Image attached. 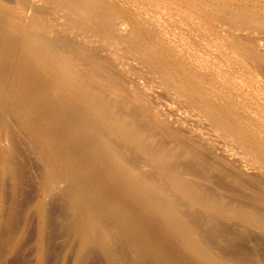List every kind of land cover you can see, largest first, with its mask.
<instances>
[{"label":"bare ground","instance_id":"6f19581e","mask_svg":"<svg viewBox=\"0 0 264 264\" xmlns=\"http://www.w3.org/2000/svg\"><path fill=\"white\" fill-rule=\"evenodd\" d=\"M2 258L264 264V0H0Z\"/></svg>","mask_w":264,"mask_h":264},{"label":"rangeland","instance_id":"374dc122","mask_svg":"<svg viewBox=\"0 0 264 264\" xmlns=\"http://www.w3.org/2000/svg\"><path fill=\"white\" fill-rule=\"evenodd\" d=\"M30 228H31V229H29V230H33L35 227H34L33 224H31ZM32 228H33V229H32ZM25 240H26V239H25ZM25 240H24V241L22 240V242H21V246H22L23 244H26V245H27L26 249H29L28 246H30V248H33V249H31V250H28V251H27L26 249H24V251H27V252H29V253L31 254V253L33 252V250H34V247L31 246V242L29 243V242L26 241V243H24ZM26 245H25V246H26ZM33 245H34V244H33ZM30 251H32V252H30ZM27 252H26V254H25V252L22 251V254L20 253L19 258H20V256L22 257L23 254H25V255H23V257H24V258H27V259H24L23 257H22V258H23L24 260H27V263H31V262H28V260L31 259L32 254L30 255V254L27 253ZM26 255H27V257H26ZM7 257H8V256H7ZM9 257H11V255H9ZM9 257H8V259H9ZM22 258H21V259H22ZM0 260H3V258L0 259ZM29 261H30V260H29ZM31 261H32V260H31ZM27 263H26V262L24 263V262L21 261V260L19 261V264H27Z\"/></svg>","mask_w":264,"mask_h":264}]
</instances>
